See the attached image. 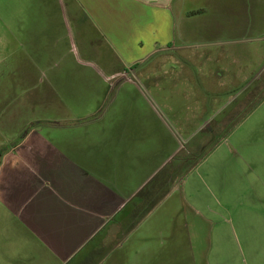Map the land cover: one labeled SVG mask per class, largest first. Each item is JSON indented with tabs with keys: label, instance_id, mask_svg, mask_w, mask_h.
I'll list each match as a JSON object with an SVG mask.
<instances>
[{
	"label": "crops",
	"instance_id": "1",
	"mask_svg": "<svg viewBox=\"0 0 264 264\" xmlns=\"http://www.w3.org/2000/svg\"><path fill=\"white\" fill-rule=\"evenodd\" d=\"M73 1L113 37L125 28L118 24H127L125 38L136 39L134 47L126 39L118 51L132 69L152 58L157 45L179 42L177 20L198 18L206 21L202 29L213 28L211 9L235 23L232 37L220 30L222 39L245 31L264 38V0H236L223 10L220 0L199 9H187L188 0ZM93 71L95 77L71 76L81 86L65 95L71 106L49 93L58 111L46 110L41 123L1 155L0 264H96L107 248V264H209L214 250L226 254L216 263L228 264L224 224L234 208L264 223V136L236 158L232 150L243 149L252 136L232 133L230 146H217L226 150L210 168L204 158L201 172H184L182 143L150 92L154 81ZM233 190L245 201L234 204ZM263 225L258 237H246V250L257 254L253 264L263 261Z\"/></svg>",
	"mask_w": 264,
	"mask_h": 264
},
{
	"label": "rangeland",
	"instance_id": "2",
	"mask_svg": "<svg viewBox=\"0 0 264 264\" xmlns=\"http://www.w3.org/2000/svg\"><path fill=\"white\" fill-rule=\"evenodd\" d=\"M71 1L0 0V158L36 123L40 124L47 111L57 112L62 102L71 106L65 95L81 88L71 82V76L95 77L94 69L99 74L107 73L110 78L118 71L116 75L121 74L127 80L137 79L143 84L154 81L156 87L150 88V92L168 115L182 143L184 172H201L204 158H207L206 168H210L221 157L219 151L226 150L225 147L217 151V146L222 143L230 146L235 138L232 133L237 137L242 133L252 136L243 149L239 146L236 151L232 150L236 158L242 152L249 154L259 135L264 136V38L250 37L243 29L245 34L235 39L227 35L222 39L220 30L227 32V28L232 37L235 23L211 9L208 15L214 19L213 28L202 29L207 27L206 21H197L198 18L188 20L189 23L177 20L178 36L182 34L183 40L180 37L178 43L172 42L168 47L157 45L160 49L152 58L132 69L123 65L125 61L118 51L119 44L127 39V24H118L119 28H125L113 37L112 32L97 28L93 19L83 17L80 6ZM215 1L188 0L186 6L199 9L215 5ZM235 1L220 0L222 10L235 5ZM127 40L133 48L136 39ZM122 48L126 55L133 54L130 48ZM143 50H136L135 57ZM89 65L92 68L86 67ZM49 93L65 100L58 105L46 97ZM43 100L51 102L44 104ZM252 112L253 118L241 125ZM26 121L25 131L21 127ZM229 137L232 140H224ZM234 190L233 203L236 198L238 203L245 201ZM243 216L234 208L224 224L229 230L228 264H253L257 256L246 250V237H258L256 233L264 223ZM258 241L261 245L264 242ZM108 252V248L102 252L96 264H107ZM211 256L213 263L209 264H220L215 259H224L226 254L214 250ZM90 258V254L85 256L83 263L90 262ZM258 259L264 264V255Z\"/></svg>",
	"mask_w": 264,
	"mask_h": 264
}]
</instances>
